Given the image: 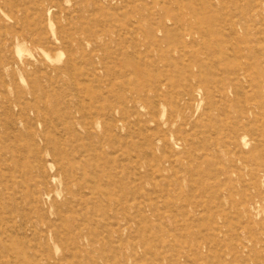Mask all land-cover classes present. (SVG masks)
Returning a JSON list of instances; mask_svg holds the SVG:
<instances>
[{
  "label": "rangeland",
  "instance_id": "374dc122",
  "mask_svg": "<svg viewBox=\"0 0 264 264\" xmlns=\"http://www.w3.org/2000/svg\"><path fill=\"white\" fill-rule=\"evenodd\" d=\"M206 9L212 10L208 16L217 20L218 29L228 33L232 26L235 33L228 36H247L254 43L259 60L249 66L258 74L253 78L249 69L240 76L238 87L247 88L238 95L226 85V100L212 88L188 117L186 131L178 123L171 127L167 114L162 116L163 107L157 106V129L150 130L155 125L147 116L148 107L133 100L137 95L125 86L132 76L114 66V58L137 49L127 44L130 39L150 41L160 18L168 27L169 17L182 22L186 17L195 24ZM59 33L67 38L68 53L78 59L77 65L66 67L71 77L64 69L54 72L55 67L64 68L67 58L56 43ZM92 48L100 50L96 57H81ZM188 54L202 59L197 49ZM169 55L176 64L186 62L187 57L172 49ZM47 74L63 81V93L37 100L27 94L20 106L12 102L8 84L23 88L36 80L48 87ZM246 78L253 81L248 85ZM0 84L3 193L20 186L27 191L38 180V166L45 171L53 166L50 157L37 151L38 134L44 131L47 143L53 144L49 150L68 158L81 154L80 159L98 165L106 179L113 173L114 199L122 198L128 206L118 212L117 207L105 210L103 217H96L95 211L90 217L76 211L77 202L60 203L68 217L62 229L73 226L87 236L80 243L86 252L75 251L68 259L72 264H264V143L247 138L243 146L233 127L240 115L264 125V0H0ZM145 95L152 97L150 92ZM243 96L251 99L244 101ZM235 145L246 154L245 164L236 162ZM135 172L142 176L137 182ZM252 197L258 204L250 219L244 212ZM13 207L8 199H0V218L8 217ZM45 207L32 214L34 223L39 215L46 216ZM45 246L43 252L64 262L61 247L52 242ZM11 263L28 264L0 255V264Z\"/></svg>",
  "mask_w": 264,
  "mask_h": 264
},
{
  "label": "bare ground",
  "instance_id": "6f19581e",
  "mask_svg": "<svg viewBox=\"0 0 264 264\" xmlns=\"http://www.w3.org/2000/svg\"><path fill=\"white\" fill-rule=\"evenodd\" d=\"M210 14H212V10L206 9L195 24L186 17H183L184 22L169 17L167 20L172 23L173 28L168 27L160 18L156 28L149 33L148 40L150 41L144 40L145 43L141 44L136 39H130L127 43L130 47L137 48L136 50L143 46L144 51L139 50L138 53L133 49L130 56L121 54L114 58L112 64L114 66L119 65L123 70L122 73L126 76H132V80H127L125 86L130 93L137 95L133 100L141 104L145 103L148 107L147 116L149 121L155 125L150 130L157 129L158 123L155 120L157 106L163 107L162 116L167 114V123L171 127L178 123V128L186 131L185 127L189 124L187 123L188 117H191L197 111L199 104L208 98L212 88L219 93V98L226 100V85L234 95H238L244 88H247L243 84L238 87L240 76L249 69L252 70L253 78L258 74L254 67L249 66L252 65V61L254 63L259 60V57L255 55L254 43H251L247 36L231 38L228 35H233L229 34L230 32L235 33L234 27L231 26L228 33L218 29L215 24L217 20L208 16ZM242 19L247 23L252 22L247 16L242 15ZM62 34H58L56 43L66 51L67 58L64 68L55 67L54 72L58 75V71L64 69L62 72L71 77L69 74L71 71L66 67L70 68L77 65L78 59L70 52L68 53L67 38ZM39 46L42 45L39 44ZM151 47L153 52L149 51ZM170 49L181 53L184 59L187 57L185 60L188 62L176 64L169 55ZM196 49L201 51L202 59L194 56L195 54H188V52ZM99 51L95 48L89 51L84 50L85 55H81V57H96ZM61 56L59 55L58 62L61 61ZM152 56H155L154 60L149 63L144 62ZM101 69L105 72L103 66ZM25 71L26 68L22 67L20 73L23 75ZM76 76L83 80L79 73ZM56 77L58 78V76ZM45 79L48 87H43L41 81L36 80L26 83L23 88L8 84L9 93L13 95L14 99L12 102L16 106H20L19 103H24L23 100L27 94L37 100L48 96L56 97L64 92V88L60 85V83L63 84V81L49 77L48 74L45 75ZM245 80L248 85L253 81V79L249 81L248 78ZM0 88H2L1 84ZM140 90H142L143 95H138ZM148 92L152 94L151 98H147L145 95ZM243 98L244 101L251 99L250 96H243ZM164 108L167 110L165 111ZM19 109L20 112L28 110L26 108ZM240 117L241 120L235 123L233 127L237 133L236 136H241L242 145L246 147L247 138L253 142L264 143V125L259 126L253 123L244 115H240ZM38 136L37 151L39 154L43 153L46 157H50L53 166L47 171L38 166V180L27 191L25 189L20 190L23 186L18 187L19 190L7 189V193L0 190V199H8L14 205L8 217L0 218V255L5 254L14 260H21L28 264H33L34 261L38 264H72L68 259L74 256L75 251L86 252V248L80 246V243L87 239V236H84L80 229L73 226H71L72 229L68 227L69 230L62 229L61 226L68 221V217H64L62 214L60 203L69 206L77 202L79 203L77 208L80 210L76 211H83L85 215L88 213L90 217L95 216V211L99 213L96 217H103L105 210L113 211L117 207L116 211L118 212L119 208L128 206L122 198L114 199V195H117L115 186L117 181L114 180L115 175L113 173L111 174L112 179H106L103 173L97 170L99 166L90 163L88 160L83 162L80 159L81 154L78 153L76 157L71 155L72 157L68 158L63 153L51 151L49 147L53 144L47 143L44 131ZM178 140L185 141L181 137ZM166 147V142L162 141V148L165 149ZM232 151H234L232 154L236 156V162L242 161L245 164L247 158H245L246 154L242 151L241 146L235 145ZM82 157L84 158L83 155ZM165 162L169 163V160L167 159ZM0 165H2L1 161ZM169 167L172 169V166L169 165ZM140 177H142L141 174L135 172L134 182L140 180ZM118 184L121 189V183L118 182ZM19 194L25 199L27 198L30 203L22 202L23 198L17 197ZM61 196H64L63 200ZM104 201L105 205H103ZM250 202L251 206L245 210L244 214L251 219L256 216L258 202L254 201L253 197ZM230 203L232 204V201ZM40 205L46 206V216L41 218L39 215L37 223H34L32 214L39 211ZM70 223L72 225V222ZM18 239L21 241H16ZM30 241L34 243L32 247L29 245ZM51 242L57 244L65 252H62L65 258L63 263L56 262L52 256L43 252L46 251L45 245ZM68 253L70 257H68Z\"/></svg>",
  "mask_w": 264,
  "mask_h": 264
}]
</instances>
